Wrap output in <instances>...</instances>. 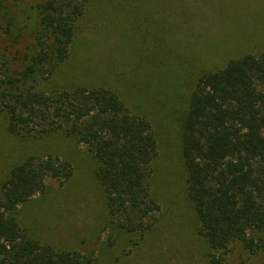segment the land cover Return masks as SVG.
I'll return each mask as SVG.
<instances>
[{"label":"rangeland","instance_id":"374dc122","mask_svg":"<svg viewBox=\"0 0 264 264\" xmlns=\"http://www.w3.org/2000/svg\"><path fill=\"white\" fill-rule=\"evenodd\" d=\"M42 0H0V65L20 71L36 42ZM242 54H264V0L90 1L77 21L70 56L47 80L26 84L52 92L61 86H106L130 112L146 118L156 139L151 191L160 210L153 227L127 234L109 215L95 178L98 162L85 145L58 131L14 135L0 113V187L12 166L28 156L68 161L71 179L46 181L45 190L16 211L21 229L57 250L79 251L93 264H209L208 245L186 190L182 120L196 80ZM2 78L0 71V80ZM148 222L150 220L147 219ZM136 244H133V242ZM224 264H264L232 241Z\"/></svg>","mask_w":264,"mask_h":264},{"label":"trees","instance_id":"16d2710c","mask_svg":"<svg viewBox=\"0 0 264 264\" xmlns=\"http://www.w3.org/2000/svg\"><path fill=\"white\" fill-rule=\"evenodd\" d=\"M90 1L36 4V47L23 54L20 71L11 72L6 61L0 65V113L8 116L10 134L60 131L85 145L98 162L94 175L109 215L122 218L118 226L127 234L142 236L160 210L150 186L157 155L151 123L106 86H61L46 93L26 84L36 75L47 80L69 58L77 21ZM181 153L209 264H224L232 241L250 253L264 250V54L231 58L196 80L182 120ZM72 175L68 161L52 157L28 156L10 168L0 187V264H93L79 251L30 238L16 217L48 179L62 185Z\"/></svg>","mask_w":264,"mask_h":264}]
</instances>
